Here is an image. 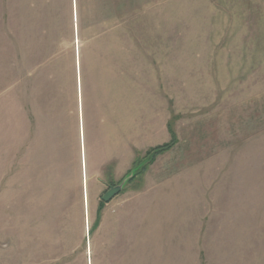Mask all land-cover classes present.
Listing matches in <instances>:
<instances>
[{"label": "rangeland", "instance_id": "1", "mask_svg": "<svg viewBox=\"0 0 264 264\" xmlns=\"http://www.w3.org/2000/svg\"><path fill=\"white\" fill-rule=\"evenodd\" d=\"M112 12L0 0V264H264V0Z\"/></svg>", "mask_w": 264, "mask_h": 264}, {"label": "trees", "instance_id": "2", "mask_svg": "<svg viewBox=\"0 0 264 264\" xmlns=\"http://www.w3.org/2000/svg\"><path fill=\"white\" fill-rule=\"evenodd\" d=\"M73 1L74 3H76V31H77L78 36H80V40H81L83 39L81 34H82V31L84 30L82 16H81V0H73ZM128 4H129V0H113V12H112L113 15L112 16L118 25L125 24V22L127 21L126 19H127V12H128ZM101 21L99 20L98 24H100ZM78 60H79L80 77L82 76L83 78V72H81V69H80L82 66V54H81V57L80 55L78 56ZM168 146L169 145H163V146H159L151 150L142 160H140L139 162L140 167H139L138 172H142L146 164L150 160H152L155 155H157L158 153L166 149Z\"/></svg>", "mask_w": 264, "mask_h": 264}, {"label": "bare ground", "instance_id": "3", "mask_svg": "<svg viewBox=\"0 0 264 264\" xmlns=\"http://www.w3.org/2000/svg\"><path fill=\"white\" fill-rule=\"evenodd\" d=\"M78 41V40H77ZM79 50V49H78ZM80 100V107H81V99ZM78 100V101H79ZM79 110V124H78V131H79V142H80V163H81V179H82V201L84 208L88 211V194L85 189V184H84V176L85 179L87 178V172H86V158H85V150H84V158H83V152H82V146H81V137L83 136V115H82V107ZM81 125H82V136H81ZM84 139V137H83Z\"/></svg>", "mask_w": 264, "mask_h": 264}, {"label": "water", "instance_id": "4", "mask_svg": "<svg viewBox=\"0 0 264 264\" xmlns=\"http://www.w3.org/2000/svg\"><path fill=\"white\" fill-rule=\"evenodd\" d=\"M132 177V174L128 175L125 179H129ZM122 190V183L121 184H116V185H110L108 190L105 191L101 195V200L103 202H108L110 201L115 195H117L120 191Z\"/></svg>", "mask_w": 264, "mask_h": 264}, {"label": "flooded vegetation", "instance_id": "5", "mask_svg": "<svg viewBox=\"0 0 264 264\" xmlns=\"http://www.w3.org/2000/svg\"><path fill=\"white\" fill-rule=\"evenodd\" d=\"M109 186H110V184H108V185L105 186V189H104L103 193L108 190Z\"/></svg>", "mask_w": 264, "mask_h": 264}]
</instances>
